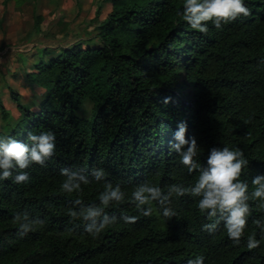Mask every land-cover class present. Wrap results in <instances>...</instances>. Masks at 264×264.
Returning a JSON list of instances; mask_svg holds the SVG:
<instances>
[{"label":"trees","instance_id":"trees-1","mask_svg":"<svg viewBox=\"0 0 264 264\" xmlns=\"http://www.w3.org/2000/svg\"><path fill=\"white\" fill-rule=\"evenodd\" d=\"M107 2L111 9L94 37L52 53L43 49L24 70L39 98L35 107L14 89L11 117L0 101V138L27 143L29 133L45 131L56 137L46 165L27 169L28 184L0 181V264H187L197 256L204 264H264V236L253 224L262 213L254 203L239 246L223 225L203 231L208 221L189 196L173 198L178 216L168 222L156 211L144 217L126 201L105 210L118 222L98 239L82 223L68 231L66 213L76 197L60 191L62 168L84 174L102 168L129 195L145 181L165 192L171 184L194 183L196 174L189 176L169 151L180 122L187 124L186 139L196 138L201 164L210 149L228 146L249 161L241 176L249 190L252 177L264 174V0H244L249 16L219 30L209 23L206 34L181 19L183 0ZM39 21L36 16L34 24ZM91 40L97 43L90 46ZM84 99L89 103L80 108ZM83 189L86 205L98 203L101 184ZM17 212L45 226L21 238ZM124 215L139 218L125 224ZM253 232L260 246L250 251L246 239Z\"/></svg>","mask_w":264,"mask_h":264},{"label":"clouds","instance_id":"clouds-1","mask_svg":"<svg viewBox=\"0 0 264 264\" xmlns=\"http://www.w3.org/2000/svg\"><path fill=\"white\" fill-rule=\"evenodd\" d=\"M250 14L244 0H183L180 17L193 30L206 34L209 23L219 30L223 25ZM250 120L251 118L246 123ZM177 128L169 151L179 157L182 169L189 176L196 174L194 183L171 184L165 192L161 187L145 181L137 185L129 195L119 183L107 181V174L102 168H93L89 174L62 168L60 175L64 179L60 191L76 197L66 213L70 218L69 223L73 225L68 231L79 228L82 223L83 231L92 239H98L106 229L118 222L117 217L109 216L105 210L113 205H123L126 201L140 215L151 217L156 211L168 222L178 216L171 206L173 198L189 196L196 199L197 210L208 221L202 226V230L213 234L223 225L227 237L236 246L241 244L245 235L254 203L262 215L254 219L253 224L259 229L261 236H264V174L252 177V188L249 190L248 183L241 179L243 170L249 165L241 149L214 147L209 150L206 164H201L197 159L200 147L196 138L186 139V122H180ZM55 140V134L51 131L29 133L27 143L12 137L0 138V181L11 179L18 185L28 184L30 175L27 169L33 165H46L55 154ZM93 182L101 184L103 190L98 194V203L86 205L81 198L83 186ZM138 218L124 215L119 219L125 224H134ZM13 223L17 225V235L21 238L45 226L43 219L32 218L28 212H17ZM259 246L260 241L253 232L246 239V247L251 251ZM187 264H204V257L197 256L188 260Z\"/></svg>","mask_w":264,"mask_h":264},{"label":"rangeland","instance_id":"rangeland-1","mask_svg":"<svg viewBox=\"0 0 264 264\" xmlns=\"http://www.w3.org/2000/svg\"><path fill=\"white\" fill-rule=\"evenodd\" d=\"M110 9L107 0H25L0 5V101L10 117L15 113L10 89L20 94L26 106L37 105L36 91L28 86L23 73L32 69L38 52L46 49L52 53L77 39L94 37L97 23ZM36 16L40 21L35 25ZM95 43L91 40L90 46ZM88 103L84 99L80 108Z\"/></svg>","mask_w":264,"mask_h":264},{"label":"crops","instance_id":"crops-1","mask_svg":"<svg viewBox=\"0 0 264 264\" xmlns=\"http://www.w3.org/2000/svg\"><path fill=\"white\" fill-rule=\"evenodd\" d=\"M10 1H12L14 4H17L15 3L13 0H0V5L2 6H5V5H8L10 4Z\"/></svg>","mask_w":264,"mask_h":264}]
</instances>
